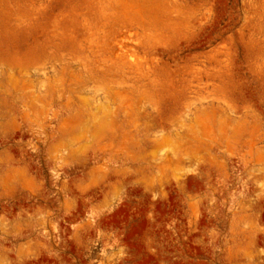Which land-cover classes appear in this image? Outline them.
<instances>
[{"label": "rangeland", "instance_id": "obj_1", "mask_svg": "<svg viewBox=\"0 0 264 264\" xmlns=\"http://www.w3.org/2000/svg\"><path fill=\"white\" fill-rule=\"evenodd\" d=\"M0 264H264V0H0Z\"/></svg>", "mask_w": 264, "mask_h": 264}]
</instances>
